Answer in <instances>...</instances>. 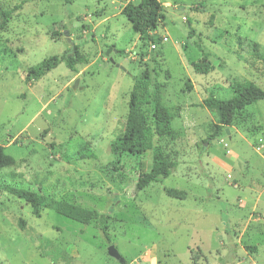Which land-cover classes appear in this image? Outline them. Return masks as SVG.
Returning a JSON list of instances; mask_svg holds the SVG:
<instances>
[{"label": "rangeland", "instance_id": "obj_1", "mask_svg": "<svg viewBox=\"0 0 264 264\" xmlns=\"http://www.w3.org/2000/svg\"><path fill=\"white\" fill-rule=\"evenodd\" d=\"M129 2L139 0H32L0 30V144L17 161L1 174L0 264H264V100L212 140L217 117L202 105L210 94L234 97L238 81L264 89V0H161L164 18L146 44L122 13ZM18 4L0 0V9ZM75 46L87 62L28 81L30 67ZM204 57L207 74L194 68ZM145 73L177 133L154 135L153 149L114 170L111 145ZM82 141L96 158H75ZM158 148L178 165L137 190ZM22 186L108 216L111 244L99 219L81 224L48 208L37 217L10 189Z\"/></svg>", "mask_w": 264, "mask_h": 264}, {"label": "trees", "instance_id": "obj_2", "mask_svg": "<svg viewBox=\"0 0 264 264\" xmlns=\"http://www.w3.org/2000/svg\"><path fill=\"white\" fill-rule=\"evenodd\" d=\"M32 0H20V4L13 8L0 9L1 22L0 30L7 28L11 20L12 14L22 9L23 5ZM72 3L73 0H66ZM122 13L128 17L132 23V27L136 33L140 34V38L145 44L153 40L154 32L160 21L164 18L163 4L161 0H139L138 3L129 2L123 8ZM62 62L72 70H76V65L87 62V58L80 54L78 46L64 53L61 56H51L43 60L41 63L32 66L28 70V81L38 80L45 74L58 67ZM194 68L199 73H209L212 68L210 61L204 57L201 61L195 62ZM152 79L149 73H145L135 79L133 89L130 93L129 113L126 120L124 132L111 145V150L117 157L113 163L114 170H120L122 166H118L122 156H138L141 158L146 150L153 149V136L156 135L160 140L166 138H174L177 131L173 127V119L170 109L161 101L158 94L152 91ZM233 90L235 96L230 99H220L214 94H210L202 103L217 117L216 131L211 134L208 140L215 139L223 129L232 125L236 113L246 107L264 100V89L257 85L254 81L244 80L234 83ZM153 113H150L148 105L151 102ZM76 159H92L96 158V153L90 145L82 141L79 148L74 153ZM130 156V157H131ZM17 164L16 159L6 152L4 145L0 144V188L4 187V180H7L1 174L5 169ZM178 163L170 161L167 155L160 150H155L153 165L150 171L140 172L136 179V189L143 190L152 182H161L171 176L176 169ZM13 189L19 197L25 199L31 204L33 214L37 217L42 215L45 208L54 210L61 216L77 221L81 224H90L94 220L99 219L100 229L111 244V237L108 232V216L98 214L87 207L72 203L64 199H58L52 194L42 191H36L29 187H15ZM167 192L171 196L181 197L185 192L175 188H170ZM24 226V225H23ZM124 264H129L127 261Z\"/></svg>", "mask_w": 264, "mask_h": 264}, {"label": "water", "instance_id": "obj_3", "mask_svg": "<svg viewBox=\"0 0 264 264\" xmlns=\"http://www.w3.org/2000/svg\"><path fill=\"white\" fill-rule=\"evenodd\" d=\"M68 34V33H67ZM68 41L70 42V44H74L73 40L68 37ZM113 51L112 48H110L108 51H107V56L110 55V53ZM112 61H114L113 58H111ZM78 85H79V79L76 80L75 84H74V89H77L78 88ZM109 254L113 257H115L116 259L120 260L121 262L124 260V258L122 257V255L119 253V251L115 248L114 245H111L109 247Z\"/></svg>", "mask_w": 264, "mask_h": 264}, {"label": "built area", "instance_id": "obj_4", "mask_svg": "<svg viewBox=\"0 0 264 264\" xmlns=\"http://www.w3.org/2000/svg\"><path fill=\"white\" fill-rule=\"evenodd\" d=\"M168 40H169L168 37L167 36H164L163 42H167ZM152 47L153 48H157V44H153Z\"/></svg>", "mask_w": 264, "mask_h": 264}]
</instances>
